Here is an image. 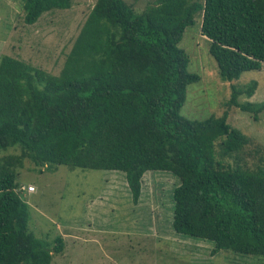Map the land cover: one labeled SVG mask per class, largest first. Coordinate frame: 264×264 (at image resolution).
Instances as JSON below:
<instances>
[{
	"label": "trees",
	"instance_id": "obj_1",
	"mask_svg": "<svg viewBox=\"0 0 264 264\" xmlns=\"http://www.w3.org/2000/svg\"><path fill=\"white\" fill-rule=\"evenodd\" d=\"M71 3L23 0V21L33 25ZM198 13L222 80L260 69L264 0H155L141 12L124 0H96L58 75L0 57V152L20 150L0 157V264H50L63 250L60 236L51 249L29 229L15 181L25 159L46 169L121 172L134 204L146 172H167L179 180L177 234L210 242L213 253L264 257V164H240L249 140L227 111L202 121L180 115L199 76L187 71L178 43ZM255 90L233 86L227 107L256 121L264 102H239Z\"/></svg>",
	"mask_w": 264,
	"mask_h": 264
},
{
	"label": "rangeland",
	"instance_id": "obj_2",
	"mask_svg": "<svg viewBox=\"0 0 264 264\" xmlns=\"http://www.w3.org/2000/svg\"><path fill=\"white\" fill-rule=\"evenodd\" d=\"M124 1L136 12L155 2ZM95 2L72 0L69 9L44 13L36 23L27 25L23 0H0V57L11 56L58 75ZM194 20L178 47L189 57L187 71L199 80L187 86L180 115L202 121L227 111L228 123L249 140L238 154L240 164L249 168L263 165L264 110L255 121L252 114L229 109L227 102L233 86L251 83H256L254 94L241 96L239 102H264V64L237 79L222 80L209 53V41L201 34L202 14H196ZM19 153L13 147L0 152V157ZM16 173L17 192L29 207L30 231L48 241L51 249L57 236L63 240L62 252H52L50 264H264V257L224 250L213 253L210 242L177 234L172 228V194L179 180L167 172L143 175L137 204L132 202L121 172L64 165L46 169L25 159Z\"/></svg>",
	"mask_w": 264,
	"mask_h": 264
},
{
	"label": "built area",
	"instance_id": "obj_3",
	"mask_svg": "<svg viewBox=\"0 0 264 264\" xmlns=\"http://www.w3.org/2000/svg\"><path fill=\"white\" fill-rule=\"evenodd\" d=\"M27 190H28V191H32V190H33V187H28Z\"/></svg>",
	"mask_w": 264,
	"mask_h": 264
}]
</instances>
